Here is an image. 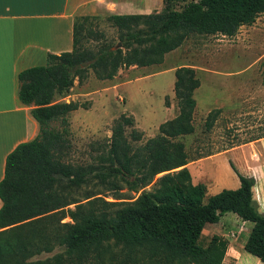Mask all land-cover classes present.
Masks as SVG:
<instances>
[{
    "label": "trees",
    "instance_id": "1",
    "mask_svg": "<svg viewBox=\"0 0 264 264\" xmlns=\"http://www.w3.org/2000/svg\"><path fill=\"white\" fill-rule=\"evenodd\" d=\"M167 0L160 11L115 13L119 45L103 31L87 30L94 47L82 44L84 22L73 24L72 48L47 53L44 64L18 73V96L38 122L36 136L6 156L0 180V264H224L227 239L202 230L227 212L252 222L243 249L264 263V213L253 195L255 178L230 164L235 189L206 196L192 183L188 155L177 137L193 133L194 91L190 66L174 70L178 113L143 144L142 133L121 115L110 138L87 163L65 160L71 148L69 114L80 105L60 100L92 71L100 80L130 66L160 64L192 33L233 36L264 13V0ZM220 108L205 118L209 130ZM112 191L113 200L102 194ZM136 192L125 197L121 190ZM68 218L69 220H65ZM43 253H52L44 258Z\"/></svg>",
    "mask_w": 264,
    "mask_h": 264
},
{
    "label": "rangeland",
    "instance_id": "2",
    "mask_svg": "<svg viewBox=\"0 0 264 264\" xmlns=\"http://www.w3.org/2000/svg\"><path fill=\"white\" fill-rule=\"evenodd\" d=\"M166 1L114 0L107 7L85 2L84 10L75 16V21L81 22L88 17L82 44L97 45L87 34L91 29L103 31L118 46V31L108 20L109 15L160 11ZM171 3L176 6L178 1ZM183 65L193 67L200 80L194 91V131L177 137L188 155L186 166L192 183H203L206 196L225 188L235 189L239 179L232 164L241 174L255 178L253 195L258 210L264 213V13L252 24L240 26L233 36L192 33L178 48L166 53L160 64L122 68L109 80L96 78L92 71L82 83L75 80L60 99L80 105L69 114L71 148L65 160L89 162L97 154L98 144L110 138L112 126L121 115L133 119V124L126 127L128 138L132 129L142 133L136 144L156 135L159 125L178 113L174 70ZM215 108L220 112L207 130L205 118ZM101 192L113 200L111 190L104 188ZM121 192L125 197L136 195L126 188ZM251 226L252 222L227 212L217 223L207 224L206 230L207 234L223 233L246 240ZM205 242L201 239L202 244ZM49 255L52 253L38 257Z\"/></svg>",
    "mask_w": 264,
    "mask_h": 264
},
{
    "label": "crops",
    "instance_id": "3",
    "mask_svg": "<svg viewBox=\"0 0 264 264\" xmlns=\"http://www.w3.org/2000/svg\"><path fill=\"white\" fill-rule=\"evenodd\" d=\"M90 1L93 6L112 5L114 0H0V180L7 154L20 142L33 139L38 122L30 106L18 96L20 70L45 63L47 53L72 48L75 16ZM263 151V150H262ZM1 206V200H0ZM214 234L206 227L200 238L205 244ZM224 264H262L243 249L245 239L228 237Z\"/></svg>",
    "mask_w": 264,
    "mask_h": 264
}]
</instances>
